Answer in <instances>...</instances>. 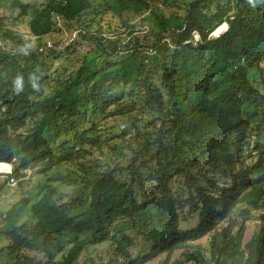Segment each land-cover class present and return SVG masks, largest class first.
I'll list each match as a JSON object with an SVG mask.
<instances>
[{
  "label": "trees",
  "instance_id": "1",
  "mask_svg": "<svg viewBox=\"0 0 264 264\" xmlns=\"http://www.w3.org/2000/svg\"><path fill=\"white\" fill-rule=\"evenodd\" d=\"M214 1L179 5L176 0H102L97 9L93 0H43L40 7L31 8L21 0H0V6L28 12V32L38 37L51 32L53 17L71 21L88 10L115 12L130 34L138 31L127 16L153 15L156 28L154 33L134 36L132 47H123L132 50L126 59L112 61L118 43L98 36L99 18L94 23L98 26L83 36L103 50L105 66L97 67L84 57L45 92L48 78L34 66L38 54L24 49L28 39L0 17V161L16 156L17 177L20 169L54 153L75 166L47 183L34 203L22 198L0 213V236L9 240L2 247L9 258L4 264H75L89 246L107 240L110 226L120 219L150 242L148 257L166 253L159 264H168L173 250L185 242L212 231L208 256L196 247L187 260L264 264V213L246 242L243 222L237 224L232 213L240 203L244 209L239 214L245 219L250 209L264 205V6L262 0ZM172 2L176 8L161 13L160 5ZM223 22L227 29L209 38ZM194 31L200 37L196 43L191 41ZM147 39L149 44L154 39L156 53L168 51L165 61L151 69L142 63ZM5 42L17 51L6 50ZM156 68L166 97L148 77ZM255 69L260 73L253 79L256 85L249 76ZM18 75L23 79L19 93L13 83ZM31 76L37 78L38 91L31 86ZM125 86H131L141 107L151 112L152 130L132 138L113 136L119 142L110 143L102 138L98 124L81 127L88 112L109 102L123 103L107 100L122 98L119 93ZM252 143L255 158L246 163L245 151ZM94 151L98 163L84 162ZM215 173H223L226 180L218 184ZM173 179H179L186 191L184 199L174 195ZM79 182L87 195L58 202V184ZM185 206V214L195 215L190 229L180 227L179 209ZM219 220L228 223L218 232ZM110 239L116 255L125 260L114 259V264H135L127 251L132 239L123 232ZM86 264L95 262L89 257Z\"/></svg>",
  "mask_w": 264,
  "mask_h": 264
},
{
  "label": "rangeland",
  "instance_id": "2",
  "mask_svg": "<svg viewBox=\"0 0 264 264\" xmlns=\"http://www.w3.org/2000/svg\"><path fill=\"white\" fill-rule=\"evenodd\" d=\"M21 1L22 3L28 4L29 8L40 7L43 3V0ZM185 1L188 0H176L179 5H182ZM249 1L252 4L255 2V0ZM99 2L101 3L99 4ZM218 2L222 4L221 2L225 1L215 0L213 3L217 4ZM213 3L210 9H214ZM92 5L99 9L102 6V0H93ZM262 5L264 6V0H262ZM175 8L173 2L165 6L160 5L159 7V9L162 10L161 13L164 15L169 14V12ZM141 16H127L130 21L129 23L133 25L132 28L138 31L136 34H130L131 29L124 28L122 21L115 12L95 14L93 10H88L71 21H64L56 16L53 17L54 25L51 32L36 38L28 32V12H20L18 8L13 6H0V17L3 18V21L9 23V26L13 29L20 31L26 40L28 39L29 46L24 44L25 46L23 45V48H29L31 51L38 54L34 66L43 76L48 78L45 92L52 91L57 85V77L75 70L84 57L87 60L93 61L97 67L105 66V54L103 50L99 49V46L96 45L93 39L83 36L85 31H89L92 27L97 25L94 23L97 22L99 18L101 30L98 36L102 40L110 41L108 43H118V51L111 54L110 59L112 61H120L126 59L128 57L127 55L132 52L131 48L125 49L123 47L126 44L132 47L134 36L141 37L143 33L150 34L156 31L154 16ZM219 28H217V30H219ZM217 30L214 33H212V31L209 34V38H215L218 35L217 33L222 31L220 30L217 32ZM153 38L156 39L155 36ZM199 39L200 37L196 39L195 36L192 35L191 41L196 43ZM153 41L154 39H152L151 43H153ZM148 42H150V39H147L144 43L146 44ZM48 43H50L51 46H48ZM151 43H148L146 49L143 51L144 58L142 63L145 65L146 69L154 68L159 63L165 61L166 55L168 54V51L164 52L163 49L159 53H156ZM1 44L3 45L2 41ZM4 47L8 51L11 50V52L14 49L15 52L17 51V47L13 44L11 45L10 42H5ZM149 48H152L153 51L149 50ZM169 48L171 49L173 47L170 45ZM262 67H264V61ZM159 73V68L153 69L152 74H149L148 77L156 86L161 88L163 95L166 97V90L161 85ZM249 76L251 80L259 79V70H252ZM253 82L256 85V81L253 80ZM122 89L123 90H120L122 94L119 93V96L122 98H109L107 101H123V103L118 106L115 102H109L108 105H101L96 108L95 112H88L85 115V119L82 116L83 124L81 127L87 128L91 125V122L98 124L102 128V138L108 139L110 143L119 142L118 139H113V136L132 138L138 136V134L143 131L152 130V126L149 124L152 121L151 112L141 107V104L136 99L135 90L131 86H125L122 87ZM117 111L122 112L120 114ZM253 146L254 144L252 143L249 149L245 151L246 156L244 159H246V163L254 161L255 155L251 153ZM97 155V151H94L92 155L87 156L83 161L90 162V165H94L98 163L93 160ZM9 162L14 164L15 169L17 157L14 156ZM74 168L75 166L69 165L58 153H54L52 157L44 161L34 162L20 169L19 173H22L20 176L17 177L15 174L13 175L16 181L14 185L8 184L6 177L0 174V213L11 209L13 205L18 203L22 198H26L28 204L34 203L43 195L44 186L47 183L53 182L58 175L67 173V169L73 170ZM208 175H212V173L209 172ZM213 177L218 184L226 180L223 173H215ZM57 186L59 191L57 198L58 202L61 203L71 201V198L75 195H80L81 193L84 195L88 194V190L84 189V185L80 182L74 186H65L62 184H58ZM171 189L177 199L181 200L186 197V191L182 188L179 179H173L171 181ZM18 206L19 204L17 207ZM187 209V206L179 209L180 213H182L180 227L183 229H190L194 225L195 215L185 214ZM241 209H244L243 205L236 203L232 213L233 217L237 219V224L243 222L242 241L246 242L261 224L262 220L260 215L264 213V205L259 209H250V213L245 219L240 217L241 214L239 213ZM26 217L27 216H25L24 219ZM227 223V220H219L215 228L219 232ZM119 232L127 234L132 239V245L128 247L127 251L131 259H135V264H159L166 257L165 252L154 253L148 257L147 254L150 253L151 248L150 242L136 229L132 228L129 223L120 219L110 226L108 239L96 245L89 246L86 251L81 253L75 264H86L88 263L89 257L93 258L95 264H114V259L120 261V263H125L123 256L116 255L114 243L110 239L112 235L118 234ZM212 234L213 231L207 233L198 240L185 242L183 246L174 249L168 258V264H198L191 258L187 260L186 257L190 251L194 250L196 247H200L204 255L208 256L209 241ZM8 242L9 240L7 238L0 236V264L6 263L9 259L6 251L2 250V247L6 246Z\"/></svg>",
  "mask_w": 264,
  "mask_h": 264
},
{
  "label": "built area",
  "instance_id": "3",
  "mask_svg": "<svg viewBox=\"0 0 264 264\" xmlns=\"http://www.w3.org/2000/svg\"><path fill=\"white\" fill-rule=\"evenodd\" d=\"M58 18V17H57ZM220 26L223 27L221 32H218L217 36H219L220 34H222L226 29H227V24L226 22L221 23L218 27H216L212 33H214L216 31L217 28H219ZM210 32V33H211ZM77 35V34H76ZM192 35L195 36L196 39L199 38V34L194 31L192 33ZM36 38L38 37L37 35H34ZM216 36V37H217ZM48 46H51L50 43H48ZM149 50L153 51L152 48H149ZM15 52V49L12 51V54ZM0 174H3L6 177V181L8 182V184L10 185H14L16 183L15 179H14V164H12L11 162L8 161H0Z\"/></svg>",
  "mask_w": 264,
  "mask_h": 264
},
{
  "label": "clouds",
  "instance_id": "4",
  "mask_svg": "<svg viewBox=\"0 0 264 264\" xmlns=\"http://www.w3.org/2000/svg\"><path fill=\"white\" fill-rule=\"evenodd\" d=\"M36 81H37V78L35 76H31L30 77V82H31L32 88L38 91L39 88H40V85ZM13 83H14V86H15V91L17 93H19L20 91L23 90V79H22L21 76L18 75L15 78V80L13 81Z\"/></svg>",
  "mask_w": 264,
  "mask_h": 264
},
{
  "label": "bare ground",
  "instance_id": "5",
  "mask_svg": "<svg viewBox=\"0 0 264 264\" xmlns=\"http://www.w3.org/2000/svg\"><path fill=\"white\" fill-rule=\"evenodd\" d=\"M222 29H223V27L221 26V27L219 28V30H217V29H216V30H217V32H218V31H220V30H222Z\"/></svg>",
  "mask_w": 264,
  "mask_h": 264
}]
</instances>
